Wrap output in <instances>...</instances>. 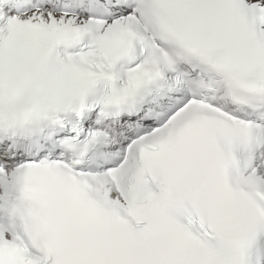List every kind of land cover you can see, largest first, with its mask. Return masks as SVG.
Instances as JSON below:
<instances>
[{"label":"snow or ice","instance_id":"6c2138e0","mask_svg":"<svg viewBox=\"0 0 264 264\" xmlns=\"http://www.w3.org/2000/svg\"><path fill=\"white\" fill-rule=\"evenodd\" d=\"M0 264H264V0H0Z\"/></svg>","mask_w":264,"mask_h":264}]
</instances>
